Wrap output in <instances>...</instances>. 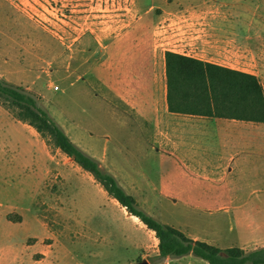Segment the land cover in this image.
I'll use <instances>...</instances> for the list:
<instances>
[{
	"label": "rangeland",
	"instance_id": "1",
	"mask_svg": "<svg viewBox=\"0 0 264 264\" xmlns=\"http://www.w3.org/2000/svg\"><path fill=\"white\" fill-rule=\"evenodd\" d=\"M171 49L254 72L264 88V0H0V78L33 94L157 220L220 248L261 246L264 187L250 191L263 176L238 177L251 193L239 200L256 205L213 209L207 187L167 177L172 159L158 157L152 127L114 94L119 63L135 76L151 61L159 90ZM257 128L245 171L264 167V124ZM49 160L34 195L0 179V264H208L159 258L155 233L90 173L71 158Z\"/></svg>",
	"mask_w": 264,
	"mask_h": 264
},
{
	"label": "crops",
	"instance_id": "2",
	"mask_svg": "<svg viewBox=\"0 0 264 264\" xmlns=\"http://www.w3.org/2000/svg\"><path fill=\"white\" fill-rule=\"evenodd\" d=\"M184 55L222 65L199 57L198 53ZM146 65L148 70L140 68L135 76L126 73L127 69L120 63L114 66L113 91L120 102L128 105L152 127L153 138L160 144L158 157L172 159L174 168L168 170L167 177L187 180L199 188L207 187L211 207L215 210H240L256 205L254 199L239 200V196L251 193L240 186L238 177L252 173L258 179L260 176L264 178V167L245 171L242 164L248 159V154L254 153L245 147L247 140L249 137L251 140L257 138V127L264 123L172 113L168 111L166 100L165 64L159 90L151 61ZM237 70L257 76L254 72ZM53 147L54 150L33 127L19 121L0 105V179L5 180L9 188L23 187L29 196L34 195L40 185L39 177L47 166H52L49 158H69L59 148ZM263 187L264 182L262 187L250 192L262 191ZM188 203L201 206V203ZM4 236L12 238L10 234Z\"/></svg>",
	"mask_w": 264,
	"mask_h": 264
},
{
	"label": "trees",
	"instance_id": "3",
	"mask_svg": "<svg viewBox=\"0 0 264 264\" xmlns=\"http://www.w3.org/2000/svg\"><path fill=\"white\" fill-rule=\"evenodd\" d=\"M164 59L168 111L264 123V88L256 75L170 50L164 52ZM0 105L33 127L48 144L52 141L90 173L129 215L136 216L152 230L158 239L159 258L193 255L208 264H264V246L249 250L236 246L220 248L194 240L145 212L115 176L76 145L48 112L39 107L36 97L22 86L0 78Z\"/></svg>",
	"mask_w": 264,
	"mask_h": 264
},
{
	"label": "water",
	"instance_id": "4",
	"mask_svg": "<svg viewBox=\"0 0 264 264\" xmlns=\"http://www.w3.org/2000/svg\"><path fill=\"white\" fill-rule=\"evenodd\" d=\"M138 264H150V263L146 260H142V261L138 262Z\"/></svg>",
	"mask_w": 264,
	"mask_h": 264
},
{
	"label": "bare ground",
	"instance_id": "5",
	"mask_svg": "<svg viewBox=\"0 0 264 264\" xmlns=\"http://www.w3.org/2000/svg\"><path fill=\"white\" fill-rule=\"evenodd\" d=\"M135 218H137L136 216H134ZM138 219V218H137Z\"/></svg>",
	"mask_w": 264,
	"mask_h": 264
},
{
	"label": "built area",
	"instance_id": "6",
	"mask_svg": "<svg viewBox=\"0 0 264 264\" xmlns=\"http://www.w3.org/2000/svg\"><path fill=\"white\" fill-rule=\"evenodd\" d=\"M55 88H57V87H55Z\"/></svg>",
	"mask_w": 264,
	"mask_h": 264
}]
</instances>
